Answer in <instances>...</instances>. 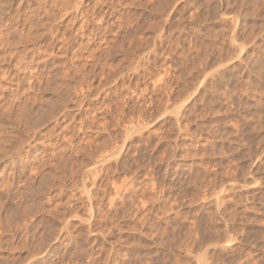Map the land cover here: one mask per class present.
<instances>
[{"label":"rangeland","instance_id":"374dc122","mask_svg":"<svg viewBox=\"0 0 264 264\" xmlns=\"http://www.w3.org/2000/svg\"><path fill=\"white\" fill-rule=\"evenodd\" d=\"M0 7V264H264V30L239 0Z\"/></svg>","mask_w":264,"mask_h":264},{"label":"trees","instance_id":"16d2710c","mask_svg":"<svg viewBox=\"0 0 264 264\" xmlns=\"http://www.w3.org/2000/svg\"><path fill=\"white\" fill-rule=\"evenodd\" d=\"M244 12L248 14L245 19H241L248 23V34L255 36L264 30V0H239Z\"/></svg>","mask_w":264,"mask_h":264},{"label":"bare ground","instance_id":"6f19581e","mask_svg":"<svg viewBox=\"0 0 264 264\" xmlns=\"http://www.w3.org/2000/svg\"><path fill=\"white\" fill-rule=\"evenodd\" d=\"M0 8H1V7H0ZM0 12H1V11H0ZM240 59H241V58H240ZM57 120H58V119H57ZM178 122H179V121H178ZM129 134H130V133H129ZM23 145H24V144H23ZM119 149H120V148H119ZM15 150H16V149H15ZM120 150H121V149H120ZM108 152H109V151H108ZM109 154H110V152H109ZM101 155L103 156V154H101ZM101 158H103V157H101ZM104 158H105V157H104ZM107 158H109V159H107ZM111 158H112V157H111ZM118 158H119V157H118ZM106 159H107V161L110 160V155H109V157L106 156V158H105L104 160H106ZM104 160H103V161H104ZM97 162H100V161L98 160ZM101 162H102V161H101ZM101 162H100V163H101ZM104 163H105V162H104ZM97 164H98V163H97ZM102 164H103V163H102ZM7 167H8V166H7ZM91 167H92V166H91ZM89 170H91V169H89ZM1 177H2V176H1ZM253 179H254V178H253ZM254 180H255V179H254ZM252 182H253V181H252ZM8 183H9V182H8ZM217 197H218V196H217ZM224 199H225V198H224ZM215 203H216V202H215ZM214 206H215V205H214ZM87 221H88V220H87ZM69 224H70V223H69ZM65 226H66V225H65ZM63 228H64V227H63ZM59 234H60V233H59ZM55 239H56V238H55ZM55 239H54V240H55ZM35 258H36V257H35ZM201 259H202V258H201ZM208 262H209V261H208Z\"/></svg>","mask_w":264,"mask_h":264}]
</instances>
